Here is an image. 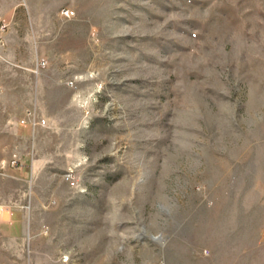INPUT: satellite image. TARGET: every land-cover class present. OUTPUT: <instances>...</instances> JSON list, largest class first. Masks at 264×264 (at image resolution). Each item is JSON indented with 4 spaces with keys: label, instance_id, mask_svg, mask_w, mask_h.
<instances>
[{
    "label": "rangeland",
    "instance_id": "obj_1",
    "mask_svg": "<svg viewBox=\"0 0 264 264\" xmlns=\"http://www.w3.org/2000/svg\"><path fill=\"white\" fill-rule=\"evenodd\" d=\"M0 264H264V0H0Z\"/></svg>",
    "mask_w": 264,
    "mask_h": 264
},
{
    "label": "built area",
    "instance_id": "obj_2",
    "mask_svg": "<svg viewBox=\"0 0 264 264\" xmlns=\"http://www.w3.org/2000/svg\"><path fill=\"white\" fill-rule=\"evenodd\" d=\"M59 15L62 19H70L73 17L74 13H73V11L64 8V9L60 10ZM22 123H26L29 126H31L32 128L44 125V122L42 120L37 119L31 111L26 112L25 117L22 120ZM65 180L69 184L73 185V181H72V178L70 176H66ZM45 230H47V229H45ZM66 260H67V258L64 257V261H66Z\"/></svg>",
    "mask_w": 264,
    "mask_h": 264
}]
</instances>
